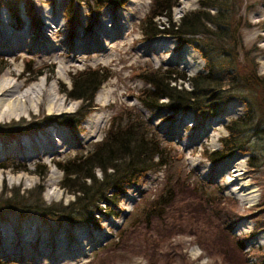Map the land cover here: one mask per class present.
I'll list each match as a JSON object with an SVG mask.
<instances>
[{
	"label": "rangeland",
	"instance_id": "obj_1",
	"mask_svg": "<svg viewBox=\"0 0 264 264\" xmlns=\"http://www.w3.org/2000/svg\"><path fill=\"white\" fill-rule=\"evenodd\" d=\"M155 1L0 0V20L17 28L7 26L9 36L19 39L21 29L31 33L30 49L15 51L17 58L0 55V73L10 66L24 78L34 75L27 86L41 84L50 94L41 107L33 103L0 122L6 151L0 195L19 191L33 201L41 192L46 204L73 202L57 164L87 155L112 125L138 123L159 152L153 166L124 182L121 192H107L112 198L94 212L97 225L0 212V264H264V0H232L237 13L226 45L237 88L223 76L222 97L208 114L173 109L178 103L167 99L144 104L153 75L188 80L204 74L206 62L188 40L215 39L146 35L155 26L156 33L167 29L164 17L151 20ZM200 1L170 0L173 23L198 10ZM84 71L106 77L91 107L67 95ZM187 80L170 86L190 91ZM55 96L58 107L49 106ZM247 114L251 123L237 149L228 129ZM69 115L78 119L75 129L60 121ZM47 135L36 153L22 142ZM227 143L234 147L230 155L224 154ZM234 169L239 176H231ZM96 176L102 178L98 170Z\"/></svg>",
	"mask_w": 264,
	"mask_h": 264
},
{
	"label": "trees",
	"instance_id": "obj_2",
	"mask_svg": "<svg viewBox=\"0 0 264 264\" xmlns=\"http://www.w3.org/2000/svg\"><path fill=\"white\" fill-rule=\"evenodd\" d=\"M170 0H156L154 3L155 12L151 14V20L164 17L167 22V29L162 26V33H156L157 27L153 31L147 30L146 35L158 36L166 34L169 36H198L213 37L208 43L198 39L188 40L191 46L200 52L205 60L204 74L186 79L184 76L170 77L166 74H155L148 81L152 91H148L143 100L144 104H156L160 100L167 99L168 102L178 103L172 105L173 109H191L198 112L203 110L207 114L214 109L222 95L219 93L221 89V81L226 75L228 84L236 85L238 82L233 75L237 71L236 67L230 65L232 59H229L226 45L227 38L233 31V21L235 18V5L232 0H201L199 9L189 12L182 16L180 22L172 21L171 10L173 5ZM213 11V12H212ZM211 27L214 30L208 32L205 28ZM209 52V53H208ZM249 78L241 77L242 81L248 83ZM188 81L191 90L177 89L170 86L171 83L177 81ZM106 81V77L98 75L96 72L84 71L78 73L73 78L70 91L67 95L73 100H79L91 107L95 94ZM233 88H237L234 86ZM240 91V90H232ZM211 93V94H210ZM251 114V111L250 113ZM246 115L243 121L238 122L236 128L229 127V136L231 145L240 149V145L244 144V136L248 132V125L251 123V117ZM77 118V117H76ZM63 124L70 125L72 129L77 126L78 119L74 120V116L69 115L61 118ZM251 128V127H249ZM146 131L137 123H131L122 127L112 125L106 137L87 153L85 156L75 158L69 164L57 167L64 173V180L61 182L62 189H65L74 196V201L63 206L62 204H46L41 198V192L38 193L36 200L26 201L29 197L20 195L19 191L8 197L4 194L0 195V212L18 214L21 218L28 215H35L41 218H52L57 221H66L72 226L77 225H97L94 219V212L102 203L108 204L111 197H107L109 190L122 191V184L129 182L139 175L142 171H147L153 166V160L159 157V152L154 148L153 141L145 134ZM244 132V133H243ZM6 137H9L6 134ZM230 144L224 145L225 155H230L234 147L230 149ZM230 145V146H231ZM216 154V153H215ZM142 157L144 159H142ZM259 158H256L257 161ZM44 167V166H43ZM39 170L42 165H37ZM101 173L102 178L98 179L96 171ZM45 176V172L42 177ZM70 183L79 184V188L72 189ZM76 190V191H73ZM113 193V196L117 193ZM112 194V193H111ZM156 207H154L155 209Z\"/></svg>",
	"mask_w": 264,
	"mask_h": 264
},
{
	"label": "bare ground",
	"instance_id": "obj_3",
	"mask_svg": "<svg viewBox=\"0 0 264 264\" xmlns=\"http://www.w3.org/2000/svg\"><path fill=\"white\" fill-rule=\"evenodd\" d=\"M27 17L32 18L31 15H27ZM43 17H45L46 19L48 18L46 15H43ZM0 21V55H15L14 52L17 50H22L23 52H25L27 51V49H30L28 45L31 33L29 31H23V29H21L20 37L19 39H16L9 36L7 26L12 27L14 30L17 28L11 25L10 22L5 21L4 17ZM43 30L44 33H46L45 35H48L49 33H51V26H48L45 23V25L43 26ZM17 57L18 55H15V58ZM36 73H41V69H37ZM34 77L35 76L33 75L32 77L24 78L23 72H16L15 68H11L10 66L3 73H0V122L6 119H10L14 116H20L24 111H29L32 108L33 103H36L37 106L41 107L44 103V100L49 99L50 94L44 91L41 84L34 83L27 86V82L30 79H34ZM53 100L56 102H52L49 106L58 107L57 102L61 101L60 98H56L55 96ZM48 139V135L45 136L44 139L39 138L37 140L27 137L22 139V142H27V145L30 147V149H34V152L36 153L38 150L40 151L43 149L44 142ZM5 152V147H0V157ZM3 165L4 164L0 162V167H3ZM232 173L233 174H231V176L234 177L240 175L235 169L234 171H232ZM51 179H53L52 175L50 176L49 180ZM51 198L52 195H47V199Z\"/></svg>",
	"mask_w": 264,
	"mask_h": 264
}]
</instances>
